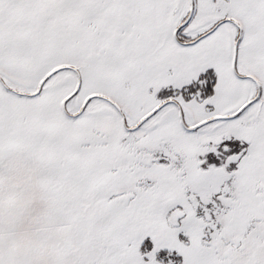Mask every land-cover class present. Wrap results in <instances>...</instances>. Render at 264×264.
<instances>
[{
  "label": "snow or ice",
  "instance_id": "6c2138e0",
  "mask_svg": "<svg viewBox=\"0 0 264 264\" xmlns=\"http://www.w3.org/2000/svg\"><path fill=\"white\" fill-rule=\"evenodd\" d=\"M0 264H264V0H0Z\"/></svg>",
  "mask_w": 264,
  "mask_h": 264
}]
</instances>
